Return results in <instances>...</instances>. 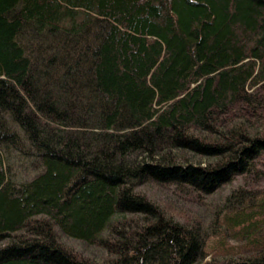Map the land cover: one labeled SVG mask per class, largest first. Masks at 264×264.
Returning <instances> with one entry per match:
<instances>
[{
    "label": "trees",
    "instance_id": "1",
    "mask_svg": "<svg viewBox=\"0 0 264 264\" xmlns=\"http://www.w3.org/2000/svg\"><path fill=\"white\" fill-rule=\"evenodd\" d=\"M0 264H264V0H0Z\"/></svg>",
    "mask_w": 264,
    "mask_h": 264
},
{
    "label": "rangeland",
    "instance_id": "2",
    "mask_svg": "<svg viewBox=\"0 0 264 264\" xmlns=\"http://www.w3.org/2000/svg\"><path fill=\"white\" fill-rule=\"evenodd\" d=\"M6 155L10 175L17 183L27 182L38 173L35 157L15 150L8 151ZM234 188V185L223 187L212 196L203 200L202 203L190 200L186 193L176 191L173 187L158 188L151 185H143L139 190L150 196L160 206L166 208L176 218L184 220L185 218L198 217L203 220L206 226H210L215 209L220 206V202L224 201ZM60 240L68 248L75 250L84 257L94 259L97 262H102L106 258L107 253L100 247L87 245L82 241L69 238L63 234H60Z\"/></svg>",
    "mask_w": 264,
    "mask_h": 264
}]
</instances>
